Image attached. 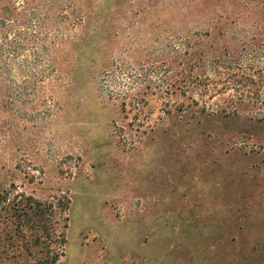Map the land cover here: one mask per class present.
Wrapping results in <instances>:
<instances>
[{
	"label": "rangeland",
	"instance_id": "obj_1",
	"mask_svg": "<svg viewBox=\"0 0 264 264\" xmlns=\"http://www.w3.org/2000/svg\"><path fill=\"white\" fill-rule=\"evenodd\" d=\"M80 1L1 25L0 264H264V0Z\"/></svg>",
	"mask_w": 264,
	"mask_h": 264
},
{
	"label": "trees",
	"instance_id": "obj_2",
	"mask_svg": "<svg viewBox=\"0 0 264 264\" xmlns=\"http://www.w3.org/2000/svg\"><path fill=\"white\" fill-rule=\"evenodd\" d=\"M67 1V0H65ZM70 2V5L73 3L76 5V0H68ZM63 0H0V35L3 38V40L6 41V38L8 36V30L5 27L1 26L6 21L9 20H16V21H23L25 22V17H32L34 18L36 16V13H34L37 9H44L42 17L39 19L41 23L44 21H50L55 19V12L59 4H62ZM80 3L82 6L87 9L88 2L85 0H81ZM24 18V20H23ZM6 45V44H5ZM3 45V47L5 46ZM10 47V46H9ZM10 48H13L15 50L18 49L17 46H12ZM2 48H0L1 50ZM141 93V92H140ZM140 93L134 95L132 98V101L136 102L139 105L140 100ZM226 103V102H225ZM197 104L192 102L189 103V105H184L185 108H189L190 114H196L198 111V117L203 116L204 118L210 117L209 115L212 113L206 112V109L203 107L201 109H197ZM229 105L226 103V106ZM233 108H236L233 107ZM137 112H139L141 109H135ZM222 117L227 118L225 115V112L222 111L220 113ZM213 116V114H212ZM213 118V117H212ZM153 131L154 128H151ZM4 202V201H3ZM69 202L66 201H58V205L60 206L61 210L63 212L68 211L69 208ZM13 209V208H12ZM14 212L10 213L7 217V220L5 221V228L7 229V235L14 234V232H17V236L23 240L25 244L29 243L30 240L27 238L26 232L28 230H31V242L34 245H45L47 247V244L50 243V235H49V229H48V215L47 211H45V205L35 202L34 200L28 199L26 204H21L17 208L13 209ZM65 223L62 225V234H61V241L60 245H63L65 243L64 238V230L67 228L66 222L68 221V217H65L64 219ZM29 252V251H28ZM49 251L45 253V257L42 259H39L38 261H35L33 263H27V264H55L59 258L63 255V251L56 252L52 254V256H48Z\"/></svg>",
	"mask_w": 264,
	"mask_h": 264
}]
</instances>
